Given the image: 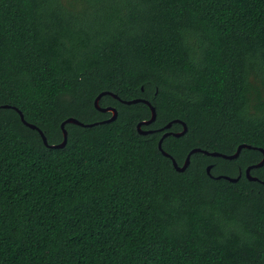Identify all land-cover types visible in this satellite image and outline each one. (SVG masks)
I'll return each mask as SVG.
<instances>
[{
  "label": "trees",
  "instance_id": "16d2710c",
  "mask_svg": "<svg viewBox=\"0 0 264 264\" xmlns=\"http://www.w3.org/2000/svg\"><path fill=\"white\" fill-rule=\"evenodd\" d=\"M2 106L99 124L0 109V264H264L263 153L159 149H264V0H0Z\"/></svg>",
  "mask_w": 264,
  "mask_h": 264
},
{
  "label": "water",
  "instance_id": "95a60500",
  "mask_svg": "<svg viewBox=\"0 0 264 264\" xmlns=\"http://www.w3.org/2000/svg\"><path fill=\"white\" fill-rule=\"evenodd\" d=\"M105 95H110V96L114 97L115 99H118L122 103L127 104V105H132V104H137V103H144V104L148 105L149 108L151 109L152 116H151V118L149 120L143 121V122L139 123L138 126H137V129H138L139 133L142 134V135H148V134L154 132V131H151V130H147L146 131V130H143L142 129L143 126H149V125L153 124L156 121V119H157V111H156V108L149 101H147L145 99H135V100H130V101H123L117 95H115V94H113L111 92H103L95 100V107H96L97 110H99L100 112H103V113H111L112 114V117L110 119L104 121L103 123L112 122V121L116 120L117 117H118V111H117L116 108H114V107H107V108L100 107L99 102H100L101 98L103 96H105ZM1 108H4V109L12 108L15 111H17L19 113L20 117H21L22 122L28 128H31L33 130H37L40 133V135H41V137L43 139V142H44L45 146H47L50 149H63V148H65L67 146V143H68V131H67L66 127H65L66 124H76V125H79V126H82V127H93V126H96V125L99 124V123H96V124H84V123L80 122L79 120H77L75 118H69V119L65 120L62 123V125H61L62 131H63V135H64L63 142L60 143V144H57V145H50L48 143L47 137L45 136L44 132L39 127H37L36 125H33V124L27 122L26 119H25V117H24V114L17 107L2 106V107H0V109ZM175 123L181 124L183 126V131L182 132H179V133H174V132H167V133H165L163 135V137L161 138L160 142H159V149L163 153L164 156L172 159L174 168L178 172H181V173L184 172L187 169V167L189 166V164H190L191 156L193 154H195V153H198V152H201V153H203L205 155H208V156L222 157V158H225V159L233 160V159H236V158L239 157V155H240V153H241V151L243 149H258L260 152L263 153V159H262V161L260 163L248 167L247 170H246V176H247V178L250 181H259V179L257 177L251 176V170L252 169H258V168H261V167L264 166V149H262V148H254V147L249 146V145H246V144H243V145L239 146L238 149H237V152L235 154H233V155H230V156L224 155V154H220V153H216V152L210 153V152H207V151H204V150H201V149H197L196 148V149H193L189 153V155H188V157H187L184 165L183 166H179L177 164V162L173 159V157L171 155H169L168 153H166L163 150V147H162V143H163V141H164V139L166 137H168L170 135H173L175 137H181V136H184L187 133V131H188L187 124L185 122L179 120V119L174 120V121L168 123L161 130H169L173 126V124H175ZM211 169H212V165H210V166L207 167L208 174H210ZM221 178H224V179H226V180H228L230 182H237L239 180V177L238 178H230L228 176H219V177H217V179H221Z\"/></svg>",
  "mask_w": 264,
  "mask_h": 264
},
{
  "label": "rangeland",
  "instance_id": "374dc122",
  "mask_svg": "<svg viewBox=\"0 0 264 264\" xmlns=\"http://www.w3.org/2000/svg\"><path fill=\"white\" fill-rule=\"evenodd\" d=\"M65 3L67 4V0H65ZM78 8H81V6H80V5H78Z\"/></svg>",
  "mask_w": 264,
  "mask_h": 264
}]
</instances>
